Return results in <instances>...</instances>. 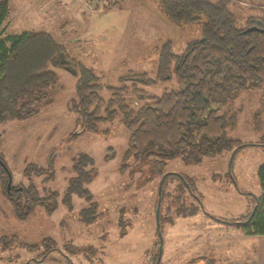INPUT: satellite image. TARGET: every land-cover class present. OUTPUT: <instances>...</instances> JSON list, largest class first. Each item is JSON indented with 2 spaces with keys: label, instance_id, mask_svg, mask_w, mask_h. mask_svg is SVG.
Returning a JSON list of instances; mask_svg holds the SVG:
<instances>
[{
  "label": "rangeland",
  "instance_id": "rangeland-1",
  "mask_svg": "<svg viewBox=\"0 0 264 264\" xmlns=\"http://www.w3.org/2000/svg\"><path fill=\"white\" fill-rule=\"evenodd\" d=\"M228 1L237 27H243L249 16L264 18V0ZM8 5L1 37L46 31L64 45L69 56L92 68L103 85L110 87L120 86L118 78L127 73L145 72L154 78L158 49L165 40L180 54L200 36V22L172 24L156 0H8ZM52 69L57 81L47 90L49 102L28 118L0 123V154L11 175L9 185V179L0 178V238L13 237L9 247L0 246V264H64L67 254L73 264H155L159 251L158 264H225L255 246L257 238H242L240 228L214 222L202 209L225 218L250 210L249 199L241 192L262 193L256 175L264 162L260 145L245 146L235 154L226 150L198 164H186L180 158L167 162L165 171L194 181L202 207L176 178L163 182L158 193L160 175L151 173L150 163L125 157L128 132L119 114L112 122L99 125L107 133L84 132L69 139L77 115L68 103L77 98L78 74L68 67ZM176 88L170 78L145 89L159 95ZM99 94L107 99L110 91L103 87ZM224 111L236 116L227 131L230 137L253 144L264 135V90L241 94ZM108 148L113 153L106 159ZM80 153L93 160L94 176L86 184L97 207L91 223L79 217L80 209L88 206L82 198L72 195L70 206L62 202L68 180L75 174L73 159ZM50 156L51 177L42 174L28 179L23 175L26 164L45 167ZM29 182L40 196L58 194L53 212L37 206L26 219L17 216L5 190ZM43 238L52 239L57 250L41 257ZM65 244L77 251L67 253Z\"/></svg>",
  "mask_w": 264,
  "mask_h": 264
},
{
  "label": "trees",
  "instance_id": "trees-1",
  "mask_svg": "<svg viewBox=\"0 0 264 264\" xmlns=\"http://www.w3.org/2000/svg\"><path fill=\"white\" fill-rule=\"evenodd\" d=\"M156 5L174 25L200 22V36L190 41L180 54L171 50L170 40H165L158 49L155 77L150 78L145 72L127 73L118 78V87L103 85L92 68L69 56L64 45L46 31L0 36V123L28 118L49 102L47 90L57 81L52 68L75 69L77 98L69 101L68 108L77 116L69 139L84 132L107 133L99 125L112 122L119 114L128 132L125 157L149 162L151 173L160 175L161 184L168 178H176L202 207L194 181L181 173L165 171V167L175 158L186 164H198L203 158H214L226 150L235 154L254 144L264 149V135L253 144L230 137L227 131L234 126L236 116L224 111L241 94L264 90V18L249 16L243 27H237L228 0H156ZM8 15V0H0V27ZM170 78H174L176 89L159 95L145 89ZM103 87L110 91L107 99L99 94ZM258 124L255 121L254 127L258 128ZM112 153V148H108L105 158L112 157ZM92 164V158L85 153L73 159L75 174L68 180L62 199L70 206L71 196L77 195L88 203L79 211L85 223L97 217L96 204L86 186L94 176ZM42 174L53 175L52 156L45 167L28 163L23 169L28 179ZM256 175L261 195L241 192L250 203L246 214L225 218L202 209L204 213L214 222L240 228L245 235L263 236L264 162L258 166ZM0 178L4 182L11 178L1 154ZM5 194L22 219L37 206L47 213L57 206V193L40 196L31 182L26 186L11 185ZM159 224L158 221L157 230ZM12 239L2 236L1 248L9 247ZM41 244L45 249L41 257L57 250L50 238H43ZM27 248L35 249L37 245ZM65 248L70 254L77 251L71 244L69 247L65 244ZM67 255L63 263L73 264ZM158 262L159 255L155 264Z\"/></svg>",
  "mask_w": 264,
  "mask_h": 264
},
{
  "label": "crops",
  "instance_id": "crops-1",
  "mask_svg": "<svg viewBox=\"0 0 264 264\" xmlns=\"http://www.w3.org/2000/svg\"><path fill=\"white\" fill-rule=\"evenodd\" d=\"M240 236L242 238H257L258 240L255 239V246L250 248L247 254L227 260L225 264H264V237H254L262 235H245L243 232H240Z\"/></svg>",
  "mask_w": 264,
  "mask_h": 264
},
{
  "label": "water",
  "instance_id": "water-1",
  "mask_svg": "<svg viewBox=\"0 0 264 264\" xmlns=\"http://www.w3.org/2000/svg\"><path fill=\"white\" fill-rule=\"evenodd\" d=\"M10 181H11V178H9L8 185L10 184ZM161 182H162V179L160 180V185H159V190H158V193H159V191H160ZM158 208H159V201L157 202V207H156V216H157V214H158ZM157 227H158V221H157ZM159 235H160V234H159ZM159 250H160V247H159ZM159 255H160V251H159Z\"/></svg>",
  "mask_w": 264,
  "mask_h": 264
}]
</instances>
